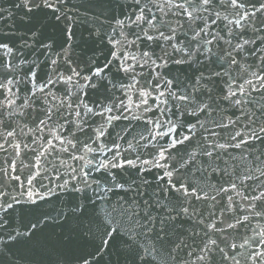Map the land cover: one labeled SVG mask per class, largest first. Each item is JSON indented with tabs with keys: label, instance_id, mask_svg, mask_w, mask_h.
Segmentation results:
<instances>
[{
	"label": "snow or ice",
	"instance_id": "snow-or-ice-1",
	"mask_svg": "<svg viewBox=\"0 0 264 264\" xmlns=\"http://www.w3.org/2000/svg\"><path fill=\"white\" fill-rule=\"evenodd\" d=\"M0 264H264V0H0Z\"/></svg>",
	"mask_w": 264,
	"mask_h": 264
}]
</instances>
